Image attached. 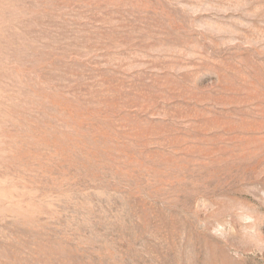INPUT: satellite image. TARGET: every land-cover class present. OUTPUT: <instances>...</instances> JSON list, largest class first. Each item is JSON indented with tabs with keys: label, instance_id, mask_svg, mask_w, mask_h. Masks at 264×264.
Here are the masks:
<instances>
[{
	"label": "rangeland",
	"instance_id": "rangeland-1",
	"mask_svg": "<svg viewBox=\"0 0 264 264\" xmlns=\"http://www.w3.org/2000/svg\"><path fill=\"white\" fill-rule=\"evenodd\" d=\"M0 264H264V0H0Z\"/></svg>",
	"mask_w": 264,
	"mask_h": 264
}]
</instances>
